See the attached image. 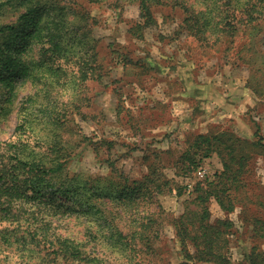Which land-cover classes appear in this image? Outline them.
I'll use <instances>...</instances> for the list:
<instances>
[{
	"label": "rangeland",
	"instance_id": "rangeland-1",
	"mask_svg": "<svg viewBox=\"0 0 264 264\" xmlns=\"http://www.w3.org/2000/svg\"><path fill=\"white\" fill-rule=\"evenodd\" d=\"M79 2L97 19L92 28L99 40L95 73L99 76L55 94L60 97L61 127L42 115L31 116L26 133L16 130L21 123L20 111L42 85L22 83L8 101L0 84V161H8L14 152L8 144L21 139L49 166L65 156L63 171L72 174H107L111 166H116L134 180L149 172V164H158L173 190L166 189L159 196L165 212L157 226L161 237L153 241L156 251L152 264H181L185 256L174 221L186 207L194 208L188 203L195 197L188 192V184L194 189L199 181L212 179L223 166L219 156L213 154L198 166L204 177L197 171L185 176L178 172V158L192 136L209 130H230L249 140L264 139V30L238 37L235 44L227 37L215 43L212 37V44L205 45L182 26L183 9L173 5L174 0H166V4L152 7L158 24L144 29L142 37L134 36L131 29L140 20L136 3L113 9L106 1ZM0 13V22H10L19 11L8 9L3 13L0 9ZM245 43L252 48L244 51L252 61L250 67L238 58ZM47 87L54 96V88L61 85ZM35 106L40 108V104ZM54 140L60 142L59 153L51 152ZM243 180L247 186L241 196L248 198H241L236 210L224 211L215 199L209 203L213 222L226 219L233 223L225 228L222 243L234 264H246L247 252L264 251V239L253 226L256 217L264 219V154L251 159ZM52 212L47 214L53 216L55 231L82 244L85 252L98 254L112 264H130L122 251L88 241L87 228L93 225L97 230L96 221L63 214V209L56 215ZM27 250L0 242V264H87L47 254L36 246Z\"/></svg>",
	"mask_w": 264,
	"mask_h": 264
},
{
	"label": "trees",
	"instance_id": "trees-1",
	"mask_svg": "<svg viewBox=\"0 0 264 264\" xmlns=\"http://www.w3.org/2000/svg\"><path fill=\"white\" fill-rule=\"evenodd\" d=\"M90 1H106L113 9H122L128 2L136 3L140 20L132 27L131 34L141 37L144 29L158 24L152 7L167 3L166 0ZM174 1L173 5L183 9L181 23L188 35L205 45L212 44V37L215 43L227 37L235 44L238 37L264 30V0H195L198 5L195 1ZM0 9L3 13L8 9L19 11L15 20L0 22V84L6 90V99L14 98L22 83L42 85L28 97L20 111L17 132L26 133L31 116L42 115L61 127L60 97L55 94L99 76L98 72L95 74L99 40L92 28L97 19L79 0H0ZM245 49L252 48L245 43L238 58L250 67L252 61L244 55ZM47 85H61V88H54L52 96ZM252 89L256 92L253 86ZM59 144L54 140L51 152L59 153ZM8 146L14 152L8 161H0V242L16 244L19 250L36 246L39 251L65 260L112 264L98 254H88L82 244L55 231L53 216L47 211L56 215L63 209V214L97 222V230L93 225L87 228L89 242L122 251L130 264L153 263L156 251L153 241L161 237L157 226L165 212L159 196L166 189L173 190L171 180L163 175L158 164H149V172L134 180L116 166H111L107 174H72L63 171L67 163L65 156H59L57 164L49 166L28 142L20 139ZM213 154L219 156L222 170L212 179L195 184V197L188 202L194 208L186 207L174 221L185 256L181 264H234L222 243L225 228L233 223L226 219L213 222L209 203L215 199L224 211L233 212L241 198L243 201L248 198L241 196L247 186L243 177L251 159L264 154V139H245L230 130L194 135L178 158L179 174L191 175ZM261 204L264 206V202ZM253 226L255 233L264 239V219L256 217ZM246 260V264H264V251L247 252Z\"/></svg>",
	"mask_w": 264,
	"mask_h": 264
},
{
	"label": "built area",
	"instance_id": "built-area-1",
	"mask_svg": "<svg viewBox=\"0 0 264 264\" xmlns=\"http://www.w3.org/2000/svg\"><path fill=\"white\" fill-rule=\"evenodd\" d=\"M197 175H199L200 177H204L205 172L202 169H199L197 171ZM188 192L189 193H192L193 192V186H192V184H188Z\"/></svg>",
	"mask_w": 264,
	"mask_h": 264
}]
</instances>
